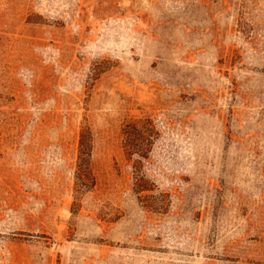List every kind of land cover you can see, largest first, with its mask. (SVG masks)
<instances>
[{
	"label": "rangeland",
	"instance_id": "rangeland-1",
	"mask_svg": "<svg viewBox=\"0 0 264 264\" xmlns=\"http://www.w3.org/2000/svg\"><path fill=\"white\" fill-rule=\"evenodd\" d=\"M0 264H264V0H0Z\"/></svg>",
	"mask_w": 264,
	"mask_h": 264
}]
</instances>
